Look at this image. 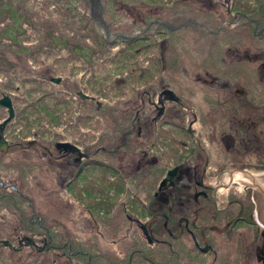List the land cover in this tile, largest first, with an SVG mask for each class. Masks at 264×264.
Segmentation results:
<instances>
[{"label": "rangeland", "instance_id": "rangeland-1", "mask_svg": "<svg viewBox=\"0 0 264 264\" xmlns=\"http://www.w3.org/2000/svg\"><path fill=\"white\" fill-rule=\"evenodd\" d=\"M231 1L7 0V3L0 4V39H3L0 47L5 51L0 60L4 69L0 79L22 85V94L12 87L9 90L19 110L29 109V103L42 92L53 94L46 105L51 106L49 103L56 97L69 99L68 104L62 106L64 110H70L69 116L59 119L51 133L43 134V140L49 141H52L53 131L66 136L71 132L72 138L88 128L95 134H103L105 130L111 132L109 128L115 119L120 123L118 131L131 130L133 106L138 101L135 95L144 86L158 85L162 79L182 99L192 102L189 104L191 110L200 119L191 126L195 129V136L201 138L202 145L209 152H215L210 134L211 114L207 110L210 109L208 100L217 98V88L211 85L213 77L246 87L248 99L264 103V66L261 67L264 62V0H241L239 15L231 8ZM127 4L130 6H125ZM17 35L19 45L13 42ZM131 37L141 39L129 44L127 40ZM244 53L250 57L239 59ZM256 54L261 57L254 61ZM157 55L162 58L161 62L157 61ZM48 72L60 77V82L49 81ZM35 76L44 78L41 85L33 81ZM117 79L124 83L116 84ZM37 85L40 90H33L32 87ZM79 90L101 102V109H97L95 101L81 102L75 93ZM27 91L32 93V98ZM39 103L42 107V101ZM191 110L188 108L186 112L185 125L192 119ZM0 112L2 120L7 112L4 108ZM111 112L115 118L108 116ZM88 113L90 117L85 119ZM20 119L14 118L4 133L12 145L0 163L1 177L6 184L11 179L23 184L36 211L43 214L44 219L47 217L45 221L56 223L57 227L74 229L86 238L85 242L94 240L93 232L99 230L100 221L93 222L81 212V206L71 209L67 193L58 187L51 173L49 157L42 156L41 149L24 148L26 141L22 146H13L12 140L23 136L19 134L24 127ZM69 122H74V126ZM22 131L25 132L26 128ZM171 132H176L174 135L179 139L192 138L178 129L171 128ZM17 133L19 135L14 138ZM29 138H35L37 143L41 140L33 135ZM130 150V145L122 148V153H126L124 163L129 159ZM16 159L33 166L28 180L25 175L21 177L17 168L8 169ZM126 188L123 185L121 194L124 205L132 214L141 212V204L133 192L135 189L128 186L130 193H126ZM144 190L139 191L138 197L144 198ZM94 193L96 198H102L98 190ZM86 196H81V200L85 199L84 203L88 204L91 198ZM0 215L8 220L6 230L17 225L8 210L0 209ZM141 220L149 221L146 218ZM114 222L107 220L106 228L114 227ZM118 222L122 235L137 230L142 239L136 223L128 222L124 215ZM105 238L107 240L97 237L102 244L112 243L109 239L113 236ZM0 239V256L5 258V264H50L52 260L50 256L38 254L34 248H18L17 236ZM3 240L10 241L16 249L3 245Z\"/></svg>", "mask_w": 264, "mask_h": 264}, {"label": "flooded vegetation", "instance_id": "flooded-vegetation-1", "mask_svg": "<svg viewBox=\"0 0 264 264\" xmlns=\"http://www.w3.org/2000/svg\"><path fill=\"white\" fill-rule=\"evenodd\" d=\"M260 57L256 54L253 60ZM211 85L217 88V98L208 100L207 109L216 146L212 153L191 127L200 120L192 102L162 79L137 92L131 130L125 133L118 131L117 119L114 132L95 134L88 128L73 138L71 132H53L50 150L40 153L49 157L51 173L67 193L71 209L82 207L93 222L100 221L99 230L93 232L94 240L85 242L74 229L41 224L36 234L18 235V248H34L50 256V264H264V103L248 99L246 87L218 76ZM79 91L75 93L82 102L95 101L101 109L95 97L83 92L87 97L82 98ZM188 108L192 119L185 125ZM171 128L192 138L179 139ZM30 141L24 148L35 142ZM126 145L131 150L124 163ZM123 185L126 193L128 186L135 189L141 212L132 214L124 205ZM2 186L16 189L11 183ZM142 188L144 198L138 197ZM96 190L102 198H96ZM81 196L91 198L89 203ZM122 215L138 225L142 239L137 230L122 235ZM157 219L163 220L162 227L153 226ZM107 220L115 221L114 227L106 228ZM109 235L112 243L97 239ZM23 237H31L34 244H26Z\"/></svg>", "mask_w": 264, "mask_h": 264}, {"label": "trees", "instance_id": "trees-1", "mask_svg": "<svg viewBox=\"0 0 264 264\" xmlns=\"http://www.w3.org/2000/svg\"><path fill=\"white\" fill-rule=\"evenodd\" d=\"M163 1L164 2L167 1V3H170V2L172 3L173 1L175 2L176 0H163ZM231 2H232V5H231V3H229V5H231V8L234 10L235 14L239 15V13H241V11H239V10H241V9H239V7H241L242 1L241 0H232ZM4 3H7V0H5V1L0 0V4H4ZM125 6H130V5L127 4ZM251 11H252V9H250L249 12H251ZM17 37H18V35L16 36V40L14 39L13 42L16 45H19V42L17 41ZM147 38H149V37H147ZM137 39H140V37H138V38H135V37L132 38L131 37V40L129 39L127 41L129 44H131L132 42H135ZM2 40L3 39L1 38L0 42H2ZM0 45H1V43H0ZM135 52H137V51H135ZM4 53H5V51L0 47V60L2 59L1 56ZM156 59H157V61H160V62L162 61V58L159 57V55L156 56ZM3 71H4V69L1 67V64H0V74L3 73ZM48 73H49L48 79L50 77H58V76H52L51 72H48ZM1 80H2V78L0 79V84H1V86H0V97L4 94H7L11 97L13 108H14V118H17L18 120L21 118L20 121L24 122V127L19 130V134H21L23 136L18 138V139H15V141L12 140L13 146L17 147L18 143L24 144V142L28 141L30 139L29 137L31 135H33L35 137L41 138V140H38L40 142L37 143V140L35 138H32L33 140H35V142L30 148L41 149V150H45V151L50 150L51 141L43 140V138L47 134L51 133L52 127L59 122V119H61L62 117L66 118L69 116L70 110L69 109L66 110L67 109L66 108L65 109L66 111H65L64 108H62L63 105L66 106L68 104L69 99H67V98L59 99V97H56L52 102L49 103V104H51V106L46 105L45 103H47V99L50 100L49 99L50 97L53 98V94L48 93V92H42V95H40L35 101L29 103V106H30L29 109L25 108V109L19 110L17 105L16 106L14 105L13 94L9 90L12 87V89H14L18 93L22 94V92H21L22 88H23L22 85L18 84V83H12L13 80L11 83L10 82L5 83V82H2ZM43 80H44V78H41L38 76H35L33 78V81H38L39 84L43 83ZM23 81H25V78L23 79ZM115 83L121 84V83H124V81L117 79V81H115ZM40 85H37L36 87H32V89L33 90H40V89H38V88H40ZM17 87L20 88V91L17 89ZM27 94H28L29 98H32L33 95L30 91H27ZM41 101H42V107H39L38 104H40L39 102H41ZM1 108L2 107H0V110H1ZM109 116L111 118H113V117L115 118L116 115H114V112H111L109 114ZM4 118H2V120ZM2 120H0V122ZM12 120L6 124V126L3 130V135H4L5 139H6V135L4 134L5 130H7V128L10 126V123L12 122ZM65 122H67L66 119H65ZM116 125H117V121H115V123L110 125L109 129L111 132H114L116 130L115 129ZM20 128H21V126H20ZM24 128H26L25 132L22 131ZM126 131H128V129L123 130L124 133ZM19 134L17 133L14 138H16ZM43 134L45 136H43ZM48 137H50V136H48ZM52 139L53 138H51V140ZM20 148H23V147H20ZM6 152L7 151H0V163H2L3 158L6 156V154H7ZM31 166H29L28 163H24L23 161H17V159H16L15 164L12 165V167L9 166L8 169L17 168L21 177H23V175H25L27 178L33 169L32 168L33 166L32 167ZM24 167H27V168L25 169ZM0 180L6 184V181L1 177V175H0ZM27 180H28V178H27ZM8 182L15 185L16 189L9 188L6 186H2L0 184V209L3 208L6 211L8 210L13 215L12 219L17 221V225L11 226L12 230H6L5 225H8V223H7L8 220H6L4 215H0V235H1L0 238L5 237L8 239V238H11L13 236L18 237V235L21 233L36 234V229L38 227H40L41 224L43 226L52 228L54 226V223L53 222L48 223L47 221H45V219H47V217L44 219V217H43L44 215L36 211L35 203H34L33 199H31V197L28 195L26 190L24 189V185L23 184L19 185V183L17 182L16 179H11ZM23 183H26V182H23ZM114 194L115 193H113V195ZM107 198H108V196H107ZM31 205L34 208H32ZM30 209H31V211H30ZM12 219H10V220L12 221ZM162 223H163L162 219H157L153 222V226L162 227L163 226ZM6 228H9V226ZM3 234H5L6 236H2ZM0 241H1V239H0ZM0 245H2V244H0ZM31 249H33V248H31ZM0 257L2 258V259H0V261L2 262L1 264H5V262H4L5 258L2 256H0Z\"/></svg>", "mask_w": 264, "mask_h": 264}, {"label": "water", "instance_id": "water-1", "mask_svg": "<svg viewBox=\"0 0 264 264\" xmlns=\"http://www.w3.org/2000/svg\"><path fill=\"white\" fill-rule=\"evenodd\" d=\"M228 12H230V11L228 10ZM49 80L51 82H54V83H59L61 78L60 77H50ZM17 89L20 90L19 87H17ZM171 93L174 94L172 91H171ZM78 94L82 98L87 97V95H85L81 91H79ZM91 98H93V97H91ZM98 104H100V103L98 102ZM0 107L6 109V112H7V116L0 122V150H8L9 144H8L7 140L4 138L3 130L6 126V124L14 118V108H13L11 97L9 95L4 94L0 97ZM32 143H33V140H31L29 142V145ZM64 145H68L69 147L75 148L74 146H72L68 143L64 144ZM0 184L3 185V182L0 181ZM23 240L26 242V244H34V240L31 237H23ZM3 242H5L6 245H10V242L8 240H4Z\"/></svg>", "mask_w": 264, "mask_h": 264}, {"label": "bare ground", "instance_id": "bare-ground-1", "mask_svg": "<svg viewBox=\"0 0 264 264\" xmlns=\"http://www.w3.org/2000/svg\"><path fill=\"white\" fill-rule=\"evenodd\" d=\"M141 38L143 39V37H142V36H141ZM141 38H140V39H141Z\"/></svg>", "mask_w": 264, "mask_h": 264}]
</instances>
